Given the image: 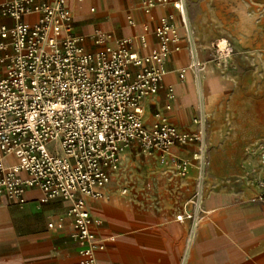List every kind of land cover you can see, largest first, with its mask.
Returning a JSON list of instances; mask_svg holds the SVG:
<instances>
[{"label":"crops","instance_id":"1","mask_svg":"<svg viewBox=\"0 0 264 264\" xmlns=\"http://www.w3.org/2000/svg\"><path fill=\"white\" fill-rule=\"evenodd\" d=\"M144 1L66 0L72 32L90 52L142 36L146 46L133 47L146 54L157 45L153 29L159 18L171 15L179 50L170 44L161 85L142 102L143 121L150 126L164 118L181 131L200 129L208 162L200 177L192 160L196 144L175 145L168 153L143 152L137 145L123 151L103 197L84 198L94 241L102 245L94 250V264H264V200H250L259 189L246 164L247 147L264 136L263 41L230 38L234 53L226 65L216 66L207 61L209 47L194 38L205 67L198 74L186 70L181 78L189 58L178 13L160 3L146 12ZM227 1L232 11L243 12L245 0ZM98 34L109 36L96 44ZM201 113L206 119L198 125L193 120ZM180 160H192L182 176ZM197 190L200 220L193 227V219L176 216L192 210ZM24 199L0 198V264H80L71 201L45 200L38 188L26 189Z\"/></svg>","mask_w":264,"mask_h":264},{"label":"built area","instance_id":"2","mask_svg":"<svg viewBox=\"0 0 264 264\" xmlns=\"http://www.w3.org/2000/svg\"><path fill=\"white\" fill-rule=\"evenodd\" d=\"M159 3L177 11L185 31L189 62L180 69V77L186 70L198 74L205 62L198 58L182 1L145 0L144 10ZM71 18L66 0L0 1V198L23 203L25 190L38 188L45 200H70L68 215L79 263L94 264V250L102 245L94 241L84 198L103 197L121 153L133 145L143 152L168 153L175 145L196 144L192 160L201 177L207 146L200 129L181 131L164 118L150 126L143 121L142 102L161 85L170 44L179 50L171 15L159 18L153 29L157 45L146 54L133 47L135 42L146 46L142 36L87 51L72 32ZM107 36L98 34L95 43L102 44ZM212 48L210 62L226 65L233 54L231 44L221 40ZM205 119L201 113L193 121L201 125ZM246 152L250 179L259 189L250 200L263 201L264 137ZM192 160L178 161L179 175L187 173ZM191 203L192 210L176 219L191 218L194 227L200 220L199 190ZM193 237L194 229L189 242Z\"/></svg>","mask_w":264,"mask_h":264},{"label":"rangeland","instance_id":"3","mask_svg":"<svg viewBox=\"0 0 264 264\" xmlns=\"http://www.w3.org/2000/svg\"><path fill=\"white\" fill-rule=\"evenodd\" d=\"M181 1L194 38L197 42L205 43L210 49L207 61L214 57L212 44L217 41L226 40L233 47L230 38L236 37L238 40L240 37L244 40L259 39L264 45V0H245L242 13L240 9L234 12L228 8L225 3H228L227 0ZM250 16L254 17V21L248 19Z\"/></svg>","mask_w":264,"mask_h":264}]
</instances>
